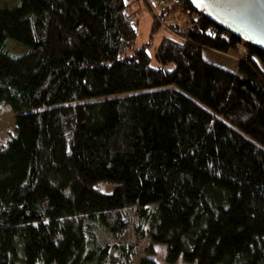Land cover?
Here are the masks:
<instances>
[{"label":"trees","instance_id":"1","mask_svg":"<svg viewBox=\"0 0 264 264\" xmlns=\"http://www.w3.org/2000/svg\"><path fill=\"white\" fill-rule=\"evenodd\" d=\"M131 4L0 8V105L16 113L0 147V264H111L95 228L118 236L131 206L169 263L264 264V50L244 41L234 70L205 60L241 40L206 17L186 41L164 35L155 66L148 43L134 48Z\"/></svg>","mask_w":264,"mask_h":264},{"label":"rangeland","instance_id":"2","mask_svg":"<svg viewBox=\"0 0 264 264\" xmlns=\"http://www.w3.org/2000/svg\"><path fill=\"white\" fill-rule=\"evenodd\" d=\"M131 2L129 11L134 15L137 21L138 35L136 38L134 48L149 44L147 52L152 57V64L157 66L154 58L157 46L164 35L163 30L157 29L153 31V17L150 14L146 4L142 0H126ZM20 4V0H0V8L12 9ZM7 50L13 55H21L27 52V48L15 41L7 40ZM231 55V54H230ZM213 52L209 49L203 51L205 60L219 65L223 68L234 70L238 58V54L230 56ZM241 56L242 53H241ZM15 116L16 113L11 109L9 104L0 105V147L13 135H16L15 130ZM101 191L110 193L112 186L109 183H100L97 186ZM153 208H150L152 210ZM122 217L127 223L126 231L120 232L115 236L109 233L103 227H96L97 243L101 245H109L111 252L112 263L114 261L124 258V252L133 250L130 257L131 264H139L144 257L152 258L160 264H196V262H186L179 257L174 263H169L166 260L167 249L164 243H156L151 240L144 232L140 233L143 229L149 228L150 220L139 218L137 210L134 206L125 208L122 211Z\"/></svg>","mask_w":264,"mask_h":264},{"label":"water","instance_id":"3","mask_svg":"<svg viewBox=\"0 0 264 264\" xmlns=\"http://www.w3.org/2000/svg\"><path fill=\"white\" fill-rule=\"evenodd\" d=\"M215 24L264 50V0H188Z\"/></svg>","mask_w":264,"mask_h":264},{"label":"built area","instance_id":"4","mask_svg":"<svg viewBox=\"0 0 264 264\" xmlns=\"http://www.w3.org/2000/svg\"><path fill=\"white\" fill-rule=\"evenodd\" d=\"M150 14L153 17V20L156 26L163 30L164 33L175 40L186 41L187 34L190 31H195L200 29L203 23V19L207 17L206 13L198 8L197 6L191 4V6L184 4L183 0H142ZM189 6V7H187ZM213 29L210 31L206 30L207 33H210L212 37L216 36V30ZM221 36L229 38V35L222 33ZM244 41L240 40L237 42V48L239 52H226L222 53L224 55H236L234 57L238 58V61L241 59V53L244 54ZM237 61V62H238Z\"/></svg>","mask_w":264,"mask_h":264},{"label":"clouds","instance_id":"5","mask_svg":"<svg viewBox=\"0 0 264 264\" xmlns=\"http://www.w3.org/2000/svg\"><path fill=\"white\" fill-rule=\"evenodd\" d=\"M190 4H192L191 2H190ZM208 17V16H207ZM154 21V20H153ZM158 28V27H157ZM159 29V28H158ZM242 40V39H241ZM244 41V40H243ZM222 54V53H221Z\"/></svg>","mask_w":264,"mask_h":264}]
</instances>
